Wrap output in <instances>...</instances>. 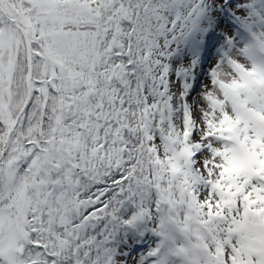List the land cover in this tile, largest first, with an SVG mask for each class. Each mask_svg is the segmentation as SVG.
Wrapping results in <instances>:
<instances>
[{"label": "snow or ice", "instance_id": "snow-or-ice-1", "mask_svg": "<svg viewBox=\"0 0 264 264\" xmlns=\"http://www.w3.org/2000/svg\"><path fill=\"white\" fill-rule=\"evenodd\" d=\"M0 264H264V0H0Z\"/></svg>", "mask_w": 264, "mask_h": 264}]
</instances>
